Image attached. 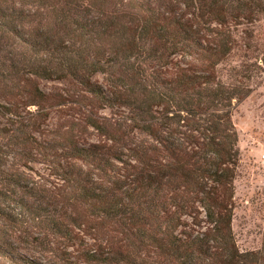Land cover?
<instances>
[{
	"label": "trees",
	"instance_id": "trees-1",
	"mask_svg": "<svg viewBox=\"0 0 264 264\" xmlns=\"http://www.w3.org/2000/svg\"><path fill=\"white\" fill-rule=\"evenodd\" d=\"M263 73L264 0H0V264H264L232 227Z\"/></svg>",
	"mask_w": 264,
	"mask_h": 264
},
{
	"label": "rangeland",
	"instance_id": "rangeland-1",
	"mask_svg": "<svg viewBox=\"0 0 264 264\" xmlns=\"http://www.w3.org/2000/svg\"><path fill=\"white\" fill-rule=\"evenodd\" d=\"M96 78L102 80L100 74ZM52 85L44 82L42 87ZM232 120L241 157L232 227L239 248L247 251L260 248L264 239V73L255 90L234 105Z\"/></svg>",
	"mask_w": 264,
	"mask_h": 264
}]
</instances>
